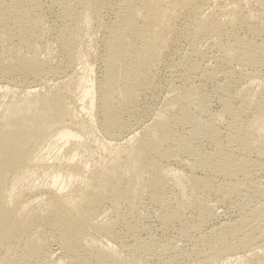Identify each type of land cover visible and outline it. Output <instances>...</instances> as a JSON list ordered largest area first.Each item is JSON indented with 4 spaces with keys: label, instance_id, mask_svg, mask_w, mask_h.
<instances>
[{
    "label": "bare ground",
    "instance_id": "obj_1",
    "mask_svg": "<svg viewBox=\"0 0 264 264\" xmlns=\"http://www.w3.org/2000/svg\"><path fill=\"white\" fill-rule=\"evenodd\" d=\"M0 264H264V0H0Z\"/></svg>",
    "mask_w": 264,
    "mask_h": 264
},
{
    "label": "rangeland",
    "instance_id": "obj_2",
    "mask_svg": "<svg viewBox=\"0 0 264 264\" xmlns=\"http://www.w3.org/2000/svg\"><path fill=\"white\" fill-rule=\"evenodd\" d=\"M208 89V92H212V87H209V88H207ZM218 109V107L215 105V104H213L212 106H211V110L212 111H216ZM219 211V210H218ZM218 220H217V222H223V221H227V220H231V219H234V217H235V215L232 213H227V214H225L224 212H223V210H220L219 211V213H218ZM221 215V216H220ZM229 215V216H228ZM227 217V218H226ZM230 217V218H229ZM221 218V219H220Z\"/></svg>",
    "mask_w": 264,
    "mask_h": 264
}]
</instances>
